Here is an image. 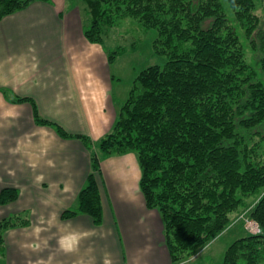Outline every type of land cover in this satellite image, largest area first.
<instances>
[{
    "label": "trees",
    "instance_id": "1",
    "mask_svg": "<svg viewBox=\"0 0 264 264\" xmlns=\"http://www.w3.org/2000/svg\"><path fill=\"white\" fill-rule=\"evenodd\" d=\"M32 1L0 0V21ZM76 1L85 2L83 31L91 42L106 47L110 28L136 18L157 30L154 53L164 61L136 75L109 132L98 141L79 135L91 151V171L62 218L85 213L101 224V161L135 152L140 188L161 213L173 264L202 253L247 210L261 231L236 238L220 264H264V0H225L230 12L222 0ZM126 51L107 49L109 63ZM24 100L34 103L36 123L72 136L43 118L32 99L14 97ZM19 195L5 187L0 204ZM28 218L0 219L1 254L5 232Z\"/></svg>",
    "mask_w": 264,
    "mask_h": 264
},
{
    "label": "crops",
    "instance_id": "2",
    "mask_svg": "<svg viewBox=\"0 0 264 264\" xmlns=\"http://www.w3.org/2000/svg\"><path fill=\"white\" fill-rule=\"evenodd\" d=\"M85 9L76 0H35L0 21V191L20 193L0 204V219L29 217L5 232L0 264H173L161 213L140 188L135 152L101 161V224L85 213L61 216L91 171L79 135L98 141L109 132L131 86L112 69L106 47L85 36ZM15 96L32 99L72 136L36 123L34 103Z\"/></svg>",
    "mask_w": 264,
    "mask_h": 264
},
{
    "label": "rangeland",
    "instance_id": "3",
    "mask_svg": "<svg viewBox=\"0 0 264 264\" xmlns=\"http://www.w3.org/2000/svg\"><path fill=\"white\" fill-rule=\"evenodd\" d=\"M222 1L230 12V7L226 6L225 0ZM83 17L84 22L87 23L88 17L86 14ZM156 36V29H147L140 21L132 17L123 18L118 25L109 29L105 39L107 49L111 51L119 46L127 47V51L117 57L112 66V69L116 73L121 74L124 83H130V86L136 75L150 64H163L164 58L154 53V40ZM245 45H247L246 42ZM247 50L249 51L248 47ZM247 211L239 214L237 219L232 223L233 225L218 236L211 245L209 244L210 246L206 251H203V249L199 255L193 256L180 264H220L229 245L242 235V230L245 231L246 219L252 221ZM236 223H239L238 226L241 228V231H238L239 227L234 225ZM253 223L256 224L254 221ZM241 225H244V227H241ZM207 246L204 248L206 249Z\"/></svg>",
    "mask_w": 264,
    "mask_h": 264
},
{
    "label": "built area",
    "instance_id": "4",
    "mask_svg": "<svg viewBox=\"0 0 264 264\" xmlns=\"http://www.w3.org/2000/svg\"><path fill=\"white\" fill-rule=\"evenodd\" d=\"M246 223H247V226L249 228V231H251L253 233L260 231V228L256 224H254L253 221H251L250 219H246Z\"/></svg>",
    "mask_w": 264,
    "mask_h": 264
}]
</instances>
